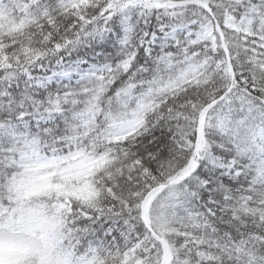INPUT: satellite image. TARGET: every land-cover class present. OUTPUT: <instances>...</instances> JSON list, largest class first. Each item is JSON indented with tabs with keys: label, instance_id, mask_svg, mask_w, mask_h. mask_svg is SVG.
I'll return each mask as SVG.
<instances>
[{
	"label": "snow or ice",
	"instance_id": "6c2138e0",
	"mask_svg": "<svg viewBox=\"0 0 264 264\" xmlns=\"http://www.w3.org/2000/svg\"><path fill=\"white\" fill-rule=\"evenodd\" d=\"M0 264H264V0H0Z\"/></svg>",
	"mask_w": 264,
	"mask_h": 264
}]
</instances>
